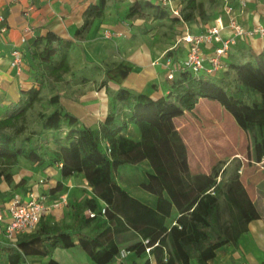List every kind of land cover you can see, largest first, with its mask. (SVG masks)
<instances>
[{
    "label": "trees",
    "instance_id": "1",
    "mask_svg": "<svg viewBox=\"0 0 264 264\" xmlns=\"http://www.w3.org/2000/svg\"><path fill=\"white\" fill-rule=\"evenodd\" d=\"M105 3L106 0H96L87 6L76 36L84 35L93 19L103 13ZM144 4H132L125 16L140 14ZM186 6L189 11H181L171 19L196 20L192 8H198L199 3L188 0ZM160 13L161 17L165 15ZM72 45L73 41L48 31L37 35L26 48L36 85L22 90L21 101H25L0 118V183L18 185L13 184L12 166L21 157L31 163H46L45 144L35 142L31 134L22 135L23 127L17 123L40 100L42 88L49 84L56 89V83L63 80L70 70L68 51ZM168 51L171 53L172 49ZM231 58L227 69L214 75L173 69L172 77L164 83L168 92L156 99L118 88L112 96L114 109L108 111L98 127L83 124L62 105L58 92L51 94L46 101L54 107L38 114L40 132H50L54 144L51 162H60L62 178L84 176L105 203V209L115 213L109 220L112 231L108 225L99 233L84 232V227L101 220L100 207L95 197L75 199L70 223L49 222L40 217L33 230L17 235L15 245L1 241L0 263L23 264L26 257L48 256L45 264H62L52 257L55 248L78 245L94 263L110 264L120 258L122 249L116 235L127 229L134 230L138 238L124 249L137 256L148 251L154 264H191L193 259L196 264H210L217 248L237 245L247 232L248 223L259 217L254 203L237 173L221 187L215 168L208 173L191 172L186 144L173 121L193 110L200 98L217 101L243 130L248 161L256 163L264 158V48L255 53L244 47L239 56ZM102 70L108 79L119 81L131 66L120 62ZM118 104L123 111L115 109ZM62 126L66 130L61 136ZM133 129H137L136 135ZM143 161L149 166L143 168L137 184L151 192L153 200L133 195L115 176L119 165ZM60 188L61 183L57 182L50 191ZM14 194L0 189V202ZM218 194L223 196L222 206ZM87 209L95 211L94 216L85 215ZM173 209L178 215L170 219ZM152 261L147 257L143 264Z\"/></svg>",
    "mask_w": 264,
    "mask_h": 264
},
{
    "label": "crops",
    "instance_id": "2",
    "mask_svg": "<svg viewBox=\"0 0 264 264\" xmlns=\"http://www.w3.org/2000/svg\"><path fill=\"white\" fill-rule=\"evenodd\" d=\"M136 2L139 5L145 2L140 10L141 13L130 18L126 17L125 14L129 7ZM91 3H96V0H0V14L3 16L0 25L4 27V30L0 31V118L22 103V90L36 85L29 68L26 48L32 44L37 35H45L50 31L57 36L73 41V45L68 51V62L70 64L71 56L80 54L82 61L87 64V72H90V67L96 64L100 67L103 77H105L104 71L101 69L103 63L112 65L122 62L129 64L131 70L126 77L118 82L115 79L105 77L107 80L106 85L113 91L125 87L134 92L147 94L151 99H156L168 92L164 83L171 59L177 58V54L181 55L178 58H183L185 55V44L178 41V38L186 32H201L213 25L217 16H223L216 13L210 17L211 19H207L203 23L196 20L189 23L174 20L175 23L172 27L180 31V34L175 35V37L159 38L155 23L175 16L171 9L177 8L178 10V6L180 7L178 0H170V6L165 4L164 0H106L103 13L93 19L83 36H76V29L83 23L84 11ZM236 5V16L244 28L248 29L257 24L264 25V0H238ZM160 11L165 14L163 17L159 15L161 14ZM147 16H149L148 19ZM222 19L226 22L225 16ZM26 28H29L30 31L25 32ZM105 29L112 32L111 36H104ZM117 31H121L122 35H116L115 32ZM227 32V29L224 28L221 33L226 35ZM23 34L26 36L25 41H21ZM170 42H174L175 46ZM14 46H18L23 51V64L20 70H16L10 65V51ZM169 47L170 49L174 48V50L166 54ZM244 47L250 48L255 53L261 52L264 48V35L244 37L237 40V44L231 46L229 55L225 59V62H227L226 69L229 59H232L233 56H239L244 51ZM212 50L213 44L203 46L205 55H208ZM166 56L170 58L169 62H167ZM81 70L79 68L77 73L75 72V80L78 79ZM65 79L67 77L63 76V80ZM110 83H113L114 86H111ZM88 91L80 93L75 89L64 95L58 92L60 95L59 100L83 124L98 127L109 111V96L105 95L101 98L104 103V106L101 107L100 98L95 96L94 91L92 92L90 89ZM200 105H208L215 109L221 107L214 100L206 98H200L194 109ZM194 109L191 111H194ZM191 111H185L184 114L173 119L177 130L178 120L185 118ZM204 111L207 112L205 108ZM208 114L211 115V113ZM25 161L35 166H30L29 169H39L37 173L42 174V176L31 179L28 175L29 169H23L24 173L21 176L23 180L19 182L21 189L15 190L14 193H24L29 188L47 193L49 197L46 204L49 206L43 211L41 217L49 222L70 223L72 220L71 204L75 199L82 200L86 197H95L98 206H104L105 203L96 196L93 188L88 185L82 174L62 178L59 172L60 162L49 166L46 163L37 166V163H31L26 159ZM188 163L190 168L189 159ZM239 178L254 203L259 217L248 223V230L239 238L237 245L225 244L217 248L210 264H240V262L264 264V158L256 163H250L246 158V162H243L240 167ZM15 179V176H13V180L17 183L18 180ZM40 179L42 180L41 183H39ZM57 182L61 183V188L51 192L50 189L55 187ZM0 189L2 191L7 189V184L1 182ZM59 195H65L68 204L50 206V201L57 199ZM153 199L154 197L145 200ZM84 213L86 215V210ZM114 215L113 211L105 209L104 214H101V220L84 227L83 231L95 234L107 229L108 225L110 231H112L109 220ZM177 215L178 211L173 209L170 219L175 218ZM116 236L122 249L138 238V234L132 229L124 230ZM57 248H55L52 256H54ZM85 255L88 259L85 258L84 264H96L88 257L86 252ZM46 257L48 256H40L41 260ZM147 257L152 261L148 251L138 256L127 251L123 259L118 258L114 262L143 264ZM53 258L59 261L58 258ZM42 262L43 264L46 263L43 260ZM152 264H154L153 261ZM191 264H196L195 259L192 260Z\"/></svg>",
    "mask_w": 264,
    "mask_h": 264
},
{
    "label": "rangeland",
    "instance_id": "3",
    "mask_svg": "<svg viewBox=\"0 0 264 264\" xmlns=\"http://www.w3.org/2000/svg\"><path fill=\"white\" fill-rule=\"evenodd\" d=\"M187 1L188 0H178V2L180 3V7L178 6L179 13L181 11L187 12L190 10V8L186 6ZM195 2L199 3L198 8H192L197 22L199 21L200 23H203L207 19H211L210 17H212V15L214 16L216 13L222 14L227 18L226 8L228 6L231 7L233 14H235L236 16L235 7L237 6L236 4H238V0H195ZM148 17L149 16H147V19ZM235 18L239 22L237 16ZM178 21L188 23L191 22L184 21L182 19ZM174 23L175 21L172 20L171 17L166 18V20H163L162 22L155 23L157 36L159 38H166L179 35L180 31L172 27ZM174 39L176 40V38ZM170 44L174 45V42H170ZM235 44H237V41ZM178 48L180 49V47ZM168 50H170V47L167 49L166 54H169ZM172 50H174V48H172ZM180 56V54H177V58H174L173 60L171 59V62L168 64L165 78H167V73L169 72V70L174 69V66L180 61V58H178ZM166 57L167 62H169L170 58H168V56ZM109 65L111 64L103 63L101 69ZM86 66L87 64L82 61L80 54H78L77 56H71L70 70L64 74L67 79L58 81L56 83V89H51L49 84H47L46 87L42 88L40 90V100L34 102L27 109L23 119L18 121L17 123V126L19 125L23 127L22 135L31 134L35 142L45 144L43 150L46 151L45 162L48 166L55 164V162H51V160L53 159L51 150L54 144L49 138L50 132H40L41 126L38 114L39 112H49L54 107V105H50L46 101L51 94L55 92H61L63 95L69 94L71 90L75 89L80 93H86L88 89H90V91H94L93 93L95 94V96L100 98L98 99L101 102V107L104 106L101 98L105 97L106 95L109 96V111L114 109L115 103L112 96L117 89L113 91L109 86L106 85L107 80L105 77H103L100 67L91 66L90 72H87ZM79 68L82 70L77 77L78 79L75 80V72L77 73V70H79ZM227 77L231 79V75H228ZM110 84L111 86H114L113 83ZM24 101L25 99L22 102ZM215 102L219 104L217 101ZM204 108L207 110V112L204 111ZM115 109L117 111L124 110V108L119 104L118 106H115ZM208 113H211V115ZM177 126L179 133L184 143L186 144L187 157L190 161V170L192 173L203 171L210 172L212 168H215L219 171L216 180L219 181L221 187H224V184L231 175L235 173L239 175L242 163L246 162L247 141L243 130L237 125L232 115L228 111L223 110L221 107H217L215 109L208 105H200L199 107H196L194 111L188 113L185 118L179 119L177 122ZM65 130V126H62L60 132L61 136L64 134ZM133 130L134 134L136 135L137 129ZM36 165L39 166L40 164ZM30 166L35 167L33 164L30 165V163L26 162L22 157L19 158L18 161L12 166V176H15V180H18L17 183H15V181L13 180V184L15 183L18 185L12 187V185L6 183L7 189H5L4 191L14 192L15 190H20L21 186H19V182L23 180V178L21 177L24 173L23 169H29ZM148 166L149 165L146 161L140 162L138 164H121L117 168V173L115 175L116 179L133 195H136L137 197L143 199H151L152 197H154V195L151 192L141 188L137 184L143 174V168ZM35 170L29 169L28 175L29 177H31V179H37L38 177L42 176V174L37 173L39 169ZM2 183L4 184V182ZM60 198L61 196L59 195L56 200H60ZM218 199L220 205L222 206L224 203L222 194H218ZM67 204V201L61 202V206ZM52 257L58 258L59 261L63 264H84L85 258L88 259L85 255V252L80 246H73L69 248L58 247L54 256ZM124 257H121V259H123ZM48 259L49 257H46L42 260L45 262ZM28 260L33 264H43L41 258L37 256L29 257ZM116 262H113L112 264H121L119 262Z\"/></svg>",
    "mask_w": 264,
    "mask_h": 264
},
{
    "label": "built area",
    "instance_id": "4",
    "mask_svg": "<svg viewBox=\"0 0 264 264\" xmlns=\"http://www.w3.org/2000/svg\"><path fill=\"white\" fill-rule=\"evenodd\" d=\"M166 4H171L170 0H164ZM244 4V3H243ZM173 15L179 16L177 8L171 9ZM226 22L222 17L218 16L214 20V24L198 33L186 32L178 38V41L185 44L184 57L174 66V69L191 70L194 74L206 73L213 74L224 69L227 64L225 62L229 50L238 39L244 37H252L255 35H264V25L257 24L251 28H244L237 20L231 7L226 8ZM3 16L0 14V24ZM226 28L227 34L222 35V30ZM4 27L0 25V31ZM30 29L26 28L25 32ZM112 32L109 29L104 30V36H111ZM116 35H122L121 31L115 32ZM25 34L22 35L21 41H25ZM205 44H213V50L205 55L203 46ZM23 64V51L14 46L10 51V65L16 70H20ZM173 69L169 70L167 77H172ZM42 180H39L41 183ZM49 195L43 191H38L34 188L27 189L24 193H15L8 200L0 202V240L7 241L15 245V240L18 234L33 230L43 211L49 206L46 204ZM66 202L65 195H61L60 200L53 199L50 201V206L61 205V202ZM105 206L100 207V214H104ZM95 211L86 210L87 216H94ZM148 250V248H146ZM127 251L121 249L120 258L126 256ZM23 264H32L26 257ZM240 264H246L240 262Z\"/></svg>",
    "mask_w": 264,
    "mask_h": 264
}]
</instances>
